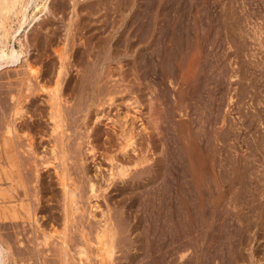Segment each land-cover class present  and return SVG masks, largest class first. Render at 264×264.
<instances>
[{
    "label": "rangeland",
    "instance_id": "obj_1",
    "mask_svg": "<svg viewBox=\"0 0 264 264\" xmlns=\"http://www.w3.org/2000/svg\"><path fill=\"white\" fill-rule=\"evenodd\" d=\"M51 8L54 12L43 16L28 34L27 57L38 75L30 82L22 80L28 74L21 64L0 73V119L9 118L12 96H18L28 113L20 128L29 129L36 149L49 156L52 143L60 144V135L50 133L46 89L53 86L59 54L67 53L60 86L63 131L68 133L64 144L74 152L75 163L86 167L83 179L94 175L102 186L100 206L93 208L97 215H90L93 224H99L105 212L119 225L113 262L124 264L129 253L160 255L167 249L160 245L171 242L172 251H177L166 254L174 264H264V48L252 38L254 26L264 30V0H51ZM252 47L259 52L255 57ZM247 67L260 72L257 96L250 80L239 77L249 73ZM127 134L133 136V145L122 149ZM23 138L19 140L25 145L28 141ZM5 143L0 148L11 162L15 151ZM90 146L94 152L87 151ZM144 157L147 162L133 166ZM17 160L9 164L15 172L13 183L22 190ZM119 162L129 165L130 173L125 181L116 178L107 185V175ZM75 167L69 170L72 175L77 173ZM40 173L56 180L53 165L40 166ZM81 188L80 208L86 219L90 205L85 201L86 187ZM58 198L48 203L43 197L42 203L55 205L58 212ZM0 205L21 214L13 202ZM1 212L3 208L0 216ZM0 221V232L14 251L9 264H60L59 246L31 243L35 228L25 217L12 218L8 213ZM72 230L78 239L80 232ZM93 233L85 264L99 263ZM76 239L72 250L77 248ZM77 262L69 258V264Z\"/></svg>",
    "mask_w": 264,
    "mask_h": 264
},
{
    "label": "bare ground",
    "instance_id": "obj_2",
    "mask_svg": "<svg viewBox=\"0 0 264 264\" xmlns=\"http://www.w3.org/2000/svg\"><path fill=\"white\" fill-rule=\"evenodd\" d=\"M147 1V0H146ZM60 2V1H59ZM73 2V1H72ZM234 2V1H233ZM55 3V2H54ZM163 4V3H162ZM73 7H75V3L72 4ZM168 5V4H167ZM147 7V6H145ZM151 7V6H150ZM169 7V6H168ZM76 8V7H75ZM73 8V9H75ZM87 8V7H86ZM122 8V7H121ZM62 9V8H61ZM72 9V10H73ZM83 9V8H82ZM102 9V8H101ZM113 9V7H112ZM124 9V8H123ZM60 11V10H59ZM77 11V9H76ZM170 11V9H169ZM48 12H54L51 8V0H0V73L7 67L11 66H17L19 64L23 65L25 67V70L28 75H22V80L29 81L32 79V76L38 75L37 73L40 72L34 64L31 63V61L28 59V45L29 43V31L36 25L40 24L43 16H45ZM75 12V11H74ZM159 12V11H158ZM162 12V11H161ZM71 13V12H70ZM117 13V12H116ZM149 13V12H148ZM56 14V13H55ZM159 14V13H158ZM264 15V13H263ZM71 16V15H70ZM170 17V16H169ZM75 18V16H74ZM73 18V20H74ZM80 18V17H78ZM71 19V17H70ZM101 19V18H100ZM137 19V18H136ZM72 20V21H73ZM88 20V19H87ZM165 20V19H164ZM15 21V22H14ZM79 21V20H78ZM172 21V20H171ZM170 21V22H171ZM69 22V21H68ZM67 22V24H68ZM76 22V21H75ZM87 22V21H86ZM85 22V23H86ZM133 22V21H132ZM71 23V20H70ZM69 23V24H70ZM73 23V22H72ZM79 23V22H78ZM144 23V22H143ZM172 23V22H171ZM254 23V22H253ZM263 23V22H262ZM259 24V23H258ZM130 25V24H129ZM68 26V25H67ZM164 26V25H163ZM167 26V25H166ZM234 26V24H233ZM260 26V25H258ZM78 27V26H77ZM83 27V26H82ZM145 27V26H144ZM165 27V26H164ZM171 27V26H169ZM168 27V28H169ZM253 27V26H252ZM49 28V27H48ZM67 28V27H66ZM54 30V29H53ZM89 30V29H88ZM166 31V29H164ZM168 30V29H167ZM171 30V29H170ZM254 30V31H253ZM254 36L252 38L257 39V44L260 46L261 49L264 48V38L262 39L261 36L264 33V30L261 28L254 26L253 27ZM48 31V30H47ZM67 31V29H66ZM236 31V29H235ZM87 32V31H86ZM248 32V31H247ZM252 32V33H253ZM46 33V32H45ZM78 33V32H76ZM91 33V32H90ZM170 33V32H169ZM68 34V31H67ZM250 34V33H249ZM48 35V34H46ZM53 35V34H52ZM84 35V34H83ZM126 35V34H125ZM168 35V34H166ZM58 36V35H57ZM155 36V35H154ZM164 36V35H163ZM48 37V36H47ZM85 37V36H84ZM235 37V36H234ZM263 37V36H262ZM98 38V37H96ZM251 38V37H250ZM81 39V38H80ZM84 39V38H83ZM141 39V38H140ZM74 40V39H73ZM95 40V39H94ZM124 41V40H123ZM15 42L18 43V47H16ZM115 42V41H114ZM252 42V41H251ZM84 43V42H83ZM255 43V41L253 42ZM65 44V43H64ZM75 44V43H74ZM256 44V43H255ZM94 45V44H93ZM99 46V45H98ZM122 46V45H121ZM247 47V45H246ZM248 48V47H247ZM257 48V47H256ZM54 49V48H53ZM56 49V48H55ZM243 49V48H242ZM252 51L250 52L251 55L254 57L256 56V53H259L258 51H255V49L252 47ZM250 49V50H251ZM59 50V49H58ZM58 50H55L57 54L59 53ZM61 50V49H60ZM264 50V49H263ZM64 51V48H63ZM95 51V50H94ZM101 51V50H100ZM99 51V52H100ZM114 51V50H113ZM155 51V50H154ZM248 52V51H247ZM261 52V51H260ZM101 53V52H100ZM124 53V52H123ZM146 53V52H145ZM238 53V52H237ZM262 53V52H261ZM249 54V56H250ZM64 55H67L64 54ZM64 55L59 54L60 57V64L55 72V79H53V86H49L50 88H45V83H41V88H45L46 92L48 90L49 96H47L48 103H49V109L47 111V115L51 125L52 131L59 133V136H57V140L60 141V144L52 143L50 148V154L49 156H46L44 153L36 149L35 144H33L31 141V132L26 129H21L20 125L21 123L24 124V117L28 115L27 110L25 109L24 105L22 103L20 104L18 96H12L14 98V102H12V107L10 110V116L2 117L0 119V146L4 145V142L10 144L11 147H13L12 150L15 151V155L19 160H17V168L19 167V172L21 176V184L24 185V189H19L15 184V172L12 171L10 168V159L9 162L6 161L5 154L3 153V149L0 148V202H13L14 205L18 206L21 209V214L16 212L17 210H14L12 207L8 208L3 205H0V209L3 208V213L1 212L0 219L7 218L8 213L12 215H17L21 218H26L30 222V224L34 225L35 228V234L32 232L31 234V243L36 242L37 245H46V244H56L57 247L59 246V250L61 252V260L60 264H69V258L70 259H77V264H85V260H89L88 255V244H89V236L94 232L97 239V252L96 256L99 258L98 264H115L113 262L115 260L114 254H115V248H116V237H118V226L116 227V221L113 216H110L106 214L105 212H102L101 216L103 219L99 220V224L94 225L93 221L90 218V215L95 216V212H93V208H98L100 205L97 204L99 197V190L102 188V186L97 184V180H94L93 177H89L83 179L85 176L86 167L81 166L80 164H76L74 161V158L72 159V152L70 151L68 147L64 144V135H67L68 133L64 134L63 131V121H64V108L62 107L63 104H61V96H60V86L62 82V75L64 73ZM87 55V54H86ZM97 55V54H96ZM95 55V56H96ZM104 55V54H103ZM152 57V56H151ZM261 57V56H260ZM58 58V57H57ZM65 58H68L67 56ZM110 58V57H109ZM139 58V57H138ZM249 58V57H248ZM22 59L24 60V63L22 64ZM31 59V58H30ZM154 59V57L152 58ZM66 60V59H65ZM77 60V59H76ZM263 60V59H262ZM261 60V61H262ZM252 61V60H251ZM250 61V62H251ZM254 61V60H253ZM78 62V61H77ZM247 62V61H246ZM245 62V63H246ZM258 62V61H257ZM138 63V62H137ZM244 63V64H245ZM142 64V63H141ZM247 65V64H246ZM251 65V64H250ZM262 65V63H261ZM22 66V67H23ZM253 67V66H252ZM258 67V66H256ZM94 68V67H93ZM249 69V67H247ZM239 69V68H238ZM246 69V70H248ZM7 70V69H6ZM244 70V69H243ZM244 70V72L246 71ZM8 71V70H7ZM66 71V70H65ZM91 71V70H90ZM249 73L243 74L239 77H245L246 79L250 80L249 85H251L254 89L251 91L253 93V96H257L258 94V88L260 87V80L258 79V75H260V72L258 68H250L248 70ZM264 72V71H263ZM24 73V74H25ZM66 73V72H65ZM102 73V72H101ZM7 74V73H6ZM87 75V74H86ZM239 75V74H238ZM5 77V75H4ZM263 78V77H262ZM241 79V78H240ZM264 79V78H263ZM16 80V79H15ZM1 81V80H0ZM7 81V80H6ZM9 82V81H8ZM24 82V81H23ZM28 82V85H29ZM40 82V81H39ZM43 82V81H42ZM2 83H4L2 81ZM241 83V82H240ZM23 84V83H22ZM27 85V84H26ZM27 85V86H28ZM39 87V88H40ZM72 87V86H71ZM247 87V86H245ZM26 88V87H25ZM28 88V87H27ZM43 90V89H42ZM68 90V89H67ZM242 90V87H241ZM240 90V91H241ZM251 90V89H250ZM67 92V91H66ZM262 92V91H261ZM260 92V93H261ZM251 93V94H252ZM241 94V92H240ZM18 95V94H17ZM238 95V94H237ZM11 98V96H10ZM63 98V97H62ZM13 100V99H12ZM5 101V100H4ZM47 101V99H46ZM25 102V101H24ZM28 102V101H26ZM65 102V101H64ZM63 103V101H62ZM2 104L0 103V106ZM31 106V105H30ZM66 106V105H65ZM80 106V105H79ZM2 107V106H1ZM0 107V108H1ZM9 107V106H8ZM27 107V106H26ZM29 108V107H28ZM33 108V106H32ZM47 109V108H46ZM259 109V108H258ZM3 110V108H2ZM41 110V109H40ZM68 110V109H67ZM256 111V110H255ZM30 112V110H29ZM32 112V110H31ZM42 112V111H40ZM7 113V112H6ZM257 112H255L256 114ZM260 113V112H259ZM27 114V115H26ZM35 114V113H33ZM41 114V113H40ZM43 114V113H42ZM68 115V114H67ZM100 115V114H99ZM258 115V114H257ZM263 114H261L262 116ZM2 116V115H1ZM41 116V115H40ZM29 118V117H28ZM26 119V118H25ZM31 119V118H30ZM24 120V121H23ZM36 120V118H35ZM40 120V119H39ZM30 121V120H29ZM37 121V120H36ZM39 122V121H38ZM65 122V121H64ZM27 123V122H26ZM29 123V122H28ZM35 123V122H33ZM32 124V123H31ZM40 124V123H39ZM33 125V124H32ZM38 125V124H37ZM29 126V125H28ZM31 126V125H30ZM27 127V125H26ZM69 128V127H68ZM65 129V128H64ZM127 129V128H126ZM79 131V130H78ZM34 132V130H33ZM32 132V133H33ZM36 132V130H35ZM38 132V131H37ZM41 133V132H40ZM54 133V134H56ZM85 133V132H84ZM125 133V132H124ZM35 134V133H34ZM50 135V134H49ZM53 135V134H52ZM75 135V133H74ZM263 135V134H262ZM42 136V135H41ZM81 136V135H80ZM98 136V135H97ZM24 137V138H23ZM53 137V136H52ZM20 138L27 139L28 142L24 145L19 140ZM55 138V135H54ZM53 138V139H54ZM71 138V137H70ZM69 138V139H70ZM126 145H122V149H125V146L131 145L133 143V136L131 134L126 135ZM22 139V140H23ZM52 139V138H51ZM165 139V138H164ZM262 139V138H261ZM50 140V139H49ZM56 140V141H57ZM48 141V140H47ZM55 141V140H54ZM83 141V140H82ZM44 142V141H43ZM69 142V141H68ZM80 142V141H79ZM85 142V141H84ZM5 143V144H6ZM35 143V142H34ZM72 143V142H71ZM82 143V142H81ZM43 144V143H42ZM51 144V143H50ZM78 144V143H77ZM93 145V144H92ZM133 145V144H132ZM79 146V145H78ZM86 146V145H85ZM89 146V145H88ZM10 148V147H9ZM38 148V147H37ZM72 148V147H71ZM166 148V147H165ZM180 148V147H179ZM46 149V148H45ZM78 149V148H77ZM167 149V148H166ZM175 149V147H174ZM10 149V151H12ZM93 147H88V152H94ZM13 151V152H14ZM43 151V150H42ZM167 151V150H165ZM7 152V150H6ZM13 152L10 153L13 155ZM45 152V151H44ZM78 152V151H77ZM74 153V152H73ZM91 154V153H90ZM88 155V154H87ZM16 157H12L16 158ZM75 157V156H74ZM80 158V157H79ZM11 159V162H12ZM58 159L61 164L60 167L55 164V160ZM71 159L72 161V168L74 165H77L75 167L77 169L76 174L77 177H73L74 175L69 172V167H67V160ZM76 159V158H75ZM16 160V159H15ZM57 160V162H58ZM69 161V162H70ZM78 161V160H77ZM148 161V158L144 157L141 159H136L133 162V166L137 168L138 165H141ZM8 162V163H7ZM10 162V163H11ZM56 162V163H57ZM82 162V161H81ZM173 162V161H172ZM15 163V164H16ZM59 163V162H58ZM14 164V161H13ZM82 164V163H81ZM216 164V163H215ZM218 164V163H217ZM49 165H53L54 174L56 176V180L52 176H50L49 179L43 178L42 174L40 173V166L41 167H48ZM70 165V164H69ZM98 165V164H97ZM148 165V164H147ZM88 166V165H87ZM188 166V165H187ZM185 167V166H184ZM16 168V169H17ZM150 168V167H149ZM216 168V167H215ZM187 169V168H186ZM101 169H99L100 171ZM174 170V169H173ZM32 171V174L30 173ZM49 171L48 169L46 170ZM72 171V170H71ZM50 172V171H49ZM73 172V171H72ZM17 173V172H16ZM29 173V174H28ZM53 173V172H52ZM96 173V172H95ZM94 173V174H95ZM100 173V172H99ZM130 173V166L127 164H124L122 162H119L116 164V169H111L109 172L108 177H106V181H109L107 185H110L114 182L116 178H121L122 181H125V177L128 176ZM28 174V175H27ZM31 174V176H30ZM87 174V173H86ZM101 174V173H100ZM132 174V173H131ZM189 174V173H188ZM97 175V174H96ZM99 175V174H98ZM106 175V174H105ZM144 175V174H143ZM87 176V175H86ZM103 176V174H102ZM49 177V176H48ZM101 177V176H100ZM105 177V176H104ZM131 177V176H130ZM172 177V176H171ZM178 177V176H177ZM99 178V177H98ZM125 178V179H124ZM186 178V177H185ZM20 179V178H17ZM88 179V180H87ZM171 179V178H170ZM182 179V178H181ZM87 180V181H84ZM118 180V179H117ZM132 180V179H130ZM148 180V179H147ZM186 180V179H185ZM215 180V178H214ZM160 181V180H159ZM171 181V180H170ZM17 182V181H16ZM84 182V183H83ZM128 182V181H127ZM121 183V182H120ZM125 183V182H124ZM170 183V182H169ZM18 184V183H17ZM172 185V183H170ZM169 184V185H170ZM214 184V183H213ZM212 184V186H213ZM58 186L59 190L55 188V186ZM85 186L87 189L85 201L90 205L88 208V214L89 216L84 218V214L82 209L80 208V203H83L80 198H82V191L83 187ZM168 185V183H167ZM106 186V185H105ZM200 186V185H199ZM108 187V186H107ZM118 187V186H117ZM171 187V186H170ZM173 187V186H172ZM216 187V185L214 186ZM252 187V186H251ZM257 187V186H256ZM104 188V187H103ZM160 188V187H159ZM106 188H104L105 190ZM119 189V187H118ZM172 189V188H171ZM191 189V188H190ZM12 190V191H11ZM147 190V189H146ZM155 190V189H154ZM173 190V189H172ZM170 190V191H172ZM85 191V190H84ZM152 191V190H151ZM217 191V190H216ZM252 191V190H250ZM248 192V191H247ZM246 192V193H247ZM172 193V192H171ZM191 193V192H190ZM162 194V193H161ZM264 194V193H263ZM50 195V196H49ZM61 195V196H60ZM60 197L61 205L58 207V212L54 211L57 207L53 204H43L42 198L45 197L46 202L49 203V201L52 199H56V197ZM247 196V195H246ZM92 198H95L94 200H90ZM259 198V197H257ZM169 199V198H168ZM142 200V199H141ZM140 202V201H139ZM150 202V201H149ZM41 204L38 206V204ZM159 203V202H158ZM87 204V205H88ZM153 204V203H152ZM113 206V205H112ZM125 206V205H124ZM148 206V205H147ZM172 206V205H171ZM186 207V206H185ZM148 208V207H147ZM201 208V207H200ZM7 209V210H6ZM38 209V211H37ZM154 209V208H153ZM149 211V210H148ZM22 212L25 213V215H22ZM78 213V214H77ZM202 213V212H201ZM255 214V213H254ZM112 215V214H111ZM129 215V214H128ZM182 215V214H181ZM202 215V214H201ZM206 215V214H205ZM10 216V215H9ZM115 216V215H114ZM137 216V214L135 215ZM151 216V215H150ZM177 216V215H176ZM175 216V217H176ZM184 216V215H183ZM253 216V215H252ZM177 218V217H176ZM15 220V219H14ZM61 221V225H55V222ZM78 220L75 224V221ZM101 220L103 223H101ZM6 221V220H5ZM182 221V220H181ZM196 221V220H195ZM230 221V220H229ZM12 222V221H11ZM98 222V221H97ZM96 222V223H97ZM263 222V221H262ZM1 223V221H0ZM142 223V222H141ZM155 223V222H154ZM169 223V222H168ZM198 223V222H197ZM200 223V222H199ZM128 224V223H127ZM143 224V223H142ZM194 224V223H193ZM129 225V224H128ZM168 225V224H167ZM198 225V224H197ZM228 225V224H227ZM231 225V224H230ZM50 226V227H48ZM187 226V225H186ZM72 227H75L78 232H80L78 239H76L75 231L72 230ZM127 227V225H126ZM193 227V226H192ZM8 228V227H7ZM148 228V227H147ZM213 228V227H212ZM22 229V228H21ZM10 231V230H9ZM16 231V230H15ZM19 231V230H18ZM32 231V230H31ZM30 231V232H31ZM14 232V230H13ZM38 232V233H37ZM71 232V233H70ZM156 232V231H155ZM218 232V231H217ZM216 232V233H217ZM189 233V232H188ZM147 234V233H146ZM7 235V233H6ZM11 235V234H10ZM186 235V234H185ZM188 235V234H187ZM224 235V234H223ZM2 233L0 232V264H9V261L13 258L14 251L11 247L8 245V241H6L3 237ZM8 236V235H7ZM13 236V235H12ZM20 236V234H19ZM209 236V235H208ZM221 236V235H219ZM11 237V236H10ZM16 236H14L15 238ZM30 237V236H29ZM189 237V236H188ZM211 237V236H210ZM24 238V237H23ZM73 238L76 239V249L74 250L75 253L72 250ZM91 238V237H90ZM20 238L18 237L17 240ZM130 239V237H129ZM208 239V238H207ZM27 240V239H26ZM93 240V239H91ZM133 240V239H132ZM11 241V240H10ZM14 241V240H13ZM24 241V240H23ZM75 241V240H74ZM186 241V240H184ZM203 241V240H202ZM201 241V242H202ZM214 241V239H213ZM242 241V240H241ZM17 242V241H16ZM176 242V241H175ZM174 242V243H175ZM180 242V241H179ZM182 242V241H181ZM187 242V241H186ZM22 243V241H21ZM125 243V242H124ZM183 243V242H182ZM181 243V244H182ZM34 244V243H33ZM161 244V243H160ZM188 244V243H186ZM222 244V243H221ZM184 245V244H183ZM224 245V243L222 244ZM35 246V245H34ZM156 246V245H155ZM154 246V247H155ZM177 246V245H176ZM179 246V245H178ZM185 246V245H184ZM202 246V245H201ZM225 246V245H224ZM48 247V246H47ZM130 247V246H129ZM138 247V246H137ZM141 247V245H140ZM149 247V246H148ZM159 247V246H158ZM162 249L165 247L167 248L164 253H159L160 255H153L154 253L150 254H142L137 255L133 253L132 255H125L123 258L126 259L124 264H174L173 259L169 258L166 253L171 255L173 252V248L175 247L173 243L166 242L162 243L160 245ZM199 247V246H198ZM227 247V246H226ZM225 247V248H226ZM18 248V247H17ZM16 248V249H17ZM20 248V246H19ZM38 248V247H37ZM54 248H56L54 246ZM123 248V247H122ZM125 248V247H124ZM156 248V247H155ZM154 248V249H155ZM180 248V246H179ZM186 248V247H185ZM184 248V249H185ZM193 248V247H192ZM200 248V247H199ZM21 249V248H20ZM40 249V248H39ZM58 249V248H56ZM126 249V248H125ZM157 249V248H156ZM187 249V248H186ZM213 249V248H212ZM24 250V249H23ZM48 250V249H47ZM128 250V247H127ZM130 250V249H129ZM182 250V247L181 249ZM218 250V249H217ZM226 250V249H225ZM35 251V249H34ZM96 251V250H95ZM132 251V250H131ZM161 251V250H160ZM222 251V250H221ZM36 252V251H35ZM91 252V251H90ZM179 252V251H178ZM42 253V252H41ZM54 253V252H53ZM158 253V252H157ZM191 253V252H189ZM230 253V252H229ZM20 254V253H19ZM39 254V253H38ZM48 254V253H47ZM123 254V253H122ZM207 254V252H206ZM185 255V253L180 254V258H182ZM187 255V254H186ZM22 256V255H21ZM43 256V255H42ZM47 256V255H46ZM57 256V255H56ZM174 256V255H173ZM191 256V255H190ZM193 256V255H192ZM24 257V256H23ZM40 257V256H39ZM44 257V256H43ZM59 257V256H58ZM121 257V256H119ZM171 257V256H170ZM220 257V256H219ZM50 258V257H48ZM185 258V257H184ZM188 258V257H186ZM205 258V257H204ZM211 258V257H210ZM262 258V257H261ZM56 259V258H55ZM91 259V258H90ZM120 259V258H119ZM177 259V258H176ZM237 259V258H236ZM257 259V258H256ZM43 260V259H42ZM57 260V259H56ZM59 260V259H58ZM57 260V261H58ZM93 260V259H92ZM184 260V259H183ZM182 260V261H183ZM186 260V259H185ZM189 260V259H188ZM204 260V259H203ZM233 260V259H232ZM27 261V260H26ZM56 261V262H57ZM180 261V260H179ZM212 261V260H211ZM227 261V260H226ZM237 261V260H236ZM240 261V260H239ZM257 261V260H256ZM21 262V261H20ZM43 262V261H42ZM113 262V263H112ZM175 262V261H174ZM188 262V261H187ZM209 262V261H208ZM214 262V261H213ZM255 262V261H254ZM15 263V262H14ZM17 263V262H16ZM35 263V262H34ZM92 263V262H91ZM122 262H120L121 264ZM197 263V262H196ZM207 263V262H206ZM210 263V262H209ZM208 263V264H209ZM226 263V262H225ZM233 263V262H232ZM231 263V264H232ZM36 264V263H35ZM45 264V261H44ZM46 264H54L52 261H47ZM59 264V263H58ZM89 264V263H88ZM94 264V263H93ZM177 264V263H176ZM182 264V263H180ZM186 264V263H184ZM188 264V263H187ZM195 264V263H193ZM199 264V263H197ZM204 264V263H203ZM213 264V263H212ZM215 264V263H214Z\"/></svg>",
    "mask_w": 264,
    "mask_h": 264
}]
</instances>
